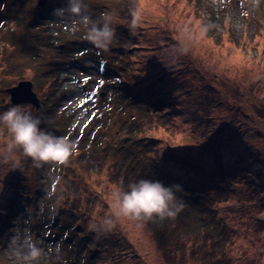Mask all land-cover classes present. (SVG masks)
Here are the masks:
<instances>
[{
  "label": "rangeland",
  "instance_id": "374dc122",
  "mask_svg": "<svg viewBox=\"0 0 264 264\" xmlns=\"http://www.w3.org/2000/svg\"><path fill=\"white\" fill-rule=\"evenodd\" d=\"M38 1L0 0V113L28 108L79 153L68 166H0V264H17L12 237L25 232L46 252L40 264H264V2L245 17L252 29L228 22L222 0H86L93 18L115 20L116 41L101 53L52 15L65 0ZM21 81L39 107L10 100ZM7 139L0 128V147ZM168 152L202 169L166 167ZM217 159L231 167L222 180L210 169ZM158 166L159 181L198 195L181 193L174 220L91 230L111 214L114 187ZM57 179L63 199H47Z\"/></svg>",
  "mask_w": 264,
  "mask_h": 264
},
{
  "label": "clouds",
  "instance_id": "9594fccd",
  "mask_svg": "<svg viewBox=\"0 0 264 264\" xmlns=\"http://www.w3.org/2000/svg\"><path fill=\"white\" fill-rule=\"evenodd\" d=\"M52 15L63 19L73 30L82 28L83 38L101 53H107L116 41L114 17L105 14L102 18H93L86 0H65L60 7L53 9ZM208 27L203 26L201 33H206ZM183 50L187 51L186 48ZM41 123L38 116L22 105H13L0 113V128L8 137L4 146L0 147V166L7 165L12 171L22 170L23 162L29 158L37 168L44 164L57 167L70 164L79 153L78 141L45 131ZM58 183V179L54 181L52 189L46 194L47 199L54 196L58 200L63 199L56 192ZM182 191L180 184L166 186L159 180L150 179L130 183L126 189L116 186L110 194L113 202L111 214L93 222L90 228L98 234H106L115 229L117 221L122 218L136 226L147 221L174 220L185 207L183 200L177 196ZM11 251L17 264H40L46 254L27 232L12 237ZM54 251L59 255V245Z\"/></svg>",
  "mask_w": 264,
  "mask_h": 264
},
{
  "label": "trees",
  "instance_id": "16d2710c",
  "mask_svg": "<svg viewBox=\"0 0 264 264\" xmlns=\"http://www.w3.org/2000/svg\"><path fill=\"white\" fill-rule=\"evenodd\" d=\"M256 2L259 3V5H257L254 8L251 7V3H254V2L250 1L249 6L244 5V7L242 9H240V7L238 6L239 2H231L230 3L228 0H222L221 2H219L220 4L216 7V10L219 13L222 12V14L223 13L228 14L227 15V20L231 24L232 23L233 24L234 23L243 24V23L247 22V20L245 19V17H247V15L250 16L251 13H254L256 8H258L260 6H263L261 4V2H264V0H256ZM212 17H214L213 14H212ZM247 25L248 26L250 25L251 28L253 29L255 24L253 23V21H251V22H249V24L247 22ZM251 28H247V29L252 30ZM37 100H38V98H37ZM38 102H39V105H40L42 101L38 100ZM199 158L201 159L202 156H199ZM194 159H196V158L185 159V158H183L181 156L177 157L176 155L168 152V154H166V157L163 158L162 163L165 164L166 167H168L170 165H175L176 169H183V170H185L187 172H190L192 174H196L197 175L198 172L200 171V169H202V162L198 161V160H194ZM209 159H210V156L203 157V160H205V161H208ZM212 162H213V164H210L211 165L210 169L213 170V174L216 173L217 180H222L223 177L225 176L227 170H229L231 167L225 166L222 163V161H220L219 159L212 160ZM189 166H191V167H189ZM158 167L159 168L157 170H154V172H155V173L153 172L154 174H151V171H152L151 168H147V169L141 171L138 174V176L140 178H142V179H150V180H154L153 177L157 178L158 176H160L161 178H164V174H165V171L163 170L164 167L163 166H158ZM210 176H211V173H210ZM204 177H206V175L203 173L201 178H204ZM157 180H160V179L157 178ZM200 181H201L200 179L192 180V182H195V183H198V185H203L204 186V183H199ZM178 182H180V181H178ZM192 182H189V183H192ZM165 185L167 186V185H170V184L166 183ZM181 185L183 187L184 193L188 194V190H189V195L191 197L198 196L196 192L192 191L193 190L192 189L193 184H187V183L183 182V184H181ZM16 187L18 189V186H16ZM185 190H187V191H185ZM182 192H178L177 196L181 198V193ZM53 213H56V215H58L59 209L55 210V208H54L53 209ZM63 236H67V235H63ZM97 248H101V247H97ZM98 252H100V250Z\"/></svg>",
  "mask_w": 264,
  "mask_h": 264
},
{
  "label": "water",
  "instance_id": "95a60500",
  "mask_svg": "<svg viewBox=\"0 0 264 264\" xmlns=\"http://www.w3.org/2000/svg\"><path fill=\"white\" fill-rule=\"evenodd\" d=\"M45 0L38 1V5H43ZM31 83L29 81H22L19 82L15 87H12L11 90H8V93L10 95V100L13 103L21 102L25 103L27 101H30L32 105L38 107L39 102L35 96V93L30 87Z\"/></svg>",
  "mask_w": 264,
  "mask_h": 264
},
{
  "label": "bare ground",
  "instance_id": "6f19581e",
  "mask_svg": "<svg viewBox=\"0 0 264 264\" xmlns=\"http://www.w3.org/2000/svg\"><path fill=\"white\" fill-rule=\"evenodd\" d=\"M254 2V1H253ZM66 81H68L67 79H66ZM136 236H139V234L137 233V235Z\"/></svg>",
  "mask_w": 264,
  "mask_h": 264
},
{
  "label": "snow or ice",
  "instance_id": "6c2138e0",
  "mask_svg": "<svg viewBox=\"0 0 264 264\" xmlns=\"http://www.w3.org/2000/svg\"><path fill=\"white\" fill-rule=\"evenodd\" d=\"M101 83H102V81H101Z\"/></svg>",
  "mask_w": 264,
  "mask_h": 264
}]
</instances>
